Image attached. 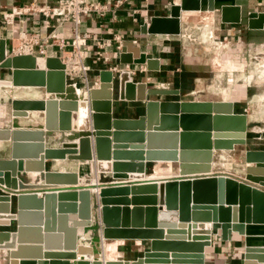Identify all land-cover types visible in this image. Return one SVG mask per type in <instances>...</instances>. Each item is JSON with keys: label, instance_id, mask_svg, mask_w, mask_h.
<instances>
[{"label": "water", "instance_id": "water-1", "mask_svg": "<svg viewBox=\"0 0 264 264\" xmlns=\"http://www.w3.org/2000/svg\"><path fill=\"white\" fill-rule=\"evenodd\" d=\"M187 6L189 3L184 0L182 5L172 8L170 15L152 17L145 30L150 34H181V9L186 10ZM191 9H200V2ZM229 10L222 8V21L240 22L238 9L231 16ZM250 18L251 28L263 27L264 13H251ZM254 18H259V23H255ZM153 60L143 53L137 59L123 63L151 66ZM0 68L12 72L11 79H0V88L35 85L45 88V92L55 93V97L48 99L14 98L12 101L14 117H26L29 110H43L45 130L12 129L0 125V140L12 141L11 157L0 159V184L5 186L4 192L0 193V213H4L0 214V227L12 223L17 226L11 232L0 230V250L7 264H198L202 263L204 248L210 242L193 239L198 222H210L212 228L221 230L225 240L231 239L232 231L245 234L247 224L264 223V189L248 182L264 187V150L246 151V181L212 172L215 152L235 150L236 146L247 143L248 117L245 113L235 112L233 101L157 102L149 98L150 94L148 97L146 93L130 95L128 90L143 87L144 83L137 84L130 71L124 70L115 78L120 99L148 100L147 112L138 118H119L113 114V94L118 90L113 87L114 73L104 70L100 88L89 90L88 125L82 129L78 118V89L68 82L66 65L59 57H47L41 67L33 54L7 55L6 41L0 39ZM103 88L108 91L101 98ZM2 107L0 99V119ZM56 131L59 133L53 135ZM53 136L61 141L60 147L46 146L45 141ZM92 138L98 161L114 158V178L123 177L122 172L130 171V168H137L141 175L136 177L144 179L142 174L147 171L148 163L155 161L178 162L181 177L95 185L96 193L90 187H76L49 190L39 197L37 192L29 190L49 188L54 184H92L91 178L78 179L74 172L46 171L44 163L45 158L94 160ZM29 147H35L34 155L23 152ZM38 158L44 185L24 182V173L33 170L32 162ZM102 172H107V168ZM107 181L103 177L100 183ZM128 194L134 198L124 197ZM15 204L16 210L12 211ZM121 204L124 206H118ZM130 204H133L132 208ZM158 205L173 212L175 219L159 221ZM143 213L149 217L144 222ZM94 218L100 227L98 235L92 237L89 244L78 241V236H83L86 228L93 225ZM31 231L39 238L43 235V250L49 249L50 243H57L58 249L71 251H48L45 257L50 260H44V256L33 257V261L20 260L27 257L24 254L28 249H41V245H34L41 241L26 239V234ZM114 238L152 240L150 249L133 261L102 259L104 240ZM78 253L85 257L79 258ZM245 256L253 259L254 264H264V248L247 247ZM70 258L74 261H69Z\"/></svg>", "mask_w": 264, "mask_h": 264}, {"label": "crops", "instance_id": "crops-1", "mask_svg": "<svg viewBox=\"0 0 264 264\" xmlns=\"http://www.w3.org/2000/svg\"><path fill=\"white\" fill-rule=\"evenodd\" d=\"M58 0H0V11L13 12L15 17L13 22L3 24L0 20V39L6 41L7 55H19V49L22 45L21 32H26L28 36L36 38L40 41L38 45L34 46V51L31 53L37 57V64L41 67L44 66V61L47 57H59L62 60L63 52L52 37L56 36L59 39L72 40L77 32L89 33L90 38L87 40L86 45L83 46L86 59L85 62L90 64L91 68L86 75L68 78L70 84L76 83V87H80L89 93L90 88L100 87L101 73L104 70L112 71L113 87L117 91L113 94L114 110L113 114L119 118H138L145 115L147 112V102L142 100H121L119 97V84H117L116 76L124 70L130 71L133 81L144 83L143 87H132L128 90L130 95H145L152 101H186V100H222V99H203V98H190L183 99L179 96L196 94L200 90L196 89L193 84L202 80L204 67L209 64L208 56L211 52L204 49L205 41L202 39L201 30L211 29V34L214 32L218 39L228 41L231 45L230 58L232 62L238 65H244L245 71L251 65L253 59L259 52L264 53V24L262 28L250 27V14L251 13H264V0H187L189 6L186 10L181 9L182 32L178 35L169 34H150L145 29L150 25L152 17L154 16H168L171 14L172 8L175 5H182L184 0H125L119 6H116L118 0H89L93 3H100L107 5V8L98 13H90L82 17V22L78 27L73 21H64L57 27L58 21L52 20V26L46 27L44 25L45 18L42 15L25 14L23 9L30 4L39 6L53 5ZM200 2L199 11L191 9L196 2ZM228 7V12L231 16L234 15L238 9L240 14V22H223L222 21V8ZM187 11V12H185ZM197 14V15H196ZM191 16V17H190ZM195 18V19H193ZM198 18V19H197ZM255 23H259V18H254ZM194 22V23H193ZM203 24V25H202ZM51 33H53L51 35ZM201 34V35H199ZM202 40V41H201ZM105 43L103 48H100L99 43ZM223 42V43H224ZM225 44V43H224ZM226 45V44H225ZM40 47L46 48V54L42 55L39 51ZM72 49V47H68ZM68 49V50H69ZM204 49V50H203ZM202 50V51H201ZM99 52L103 54L102 58L95 61ZM145 54L148 58L154 59L151 66L147 63H123L124 60H135ZM232 55V56H231ZM229 58V60H230ZM212 61V59H211ZM42 62V63H41ZM129 64V69L125 65ZM143 64L144 68H141ZM212 64V62H211ZM213 66V65H212ZM152 67V68H151ZM125 68V69H124ZM124 69V70H123ZM234 71H237L235 69ZM11 79V69L0 68V79ZM138 86V85H137ZM250 86V85H249ZM251 88V87H250ZM254 88V87H253ZM2 101V117L0 119L1 127L22 128V129H40L44 127L45 115L43 110H29V115L26 117H14L12 115V101L14 98L31 99H46L55 97L53 92H45V88L35 85L31 86H1ZM245 90L239 88L238 92ZM156 92V93H150ZM163 92V93H158ZM264 92V89H263ZM87 93V95H89ZM238 93V94H239ZM49 95V96H47ZM262 95V94H261ZM105 93L101 92L100 97L104 98ZM245 97L223 99L226 101H233L235 105V112L245 113L248 117V127L254 116L252 113L251 105L252 100L247 102ZM250 99V98H249ZM251 104V105H250ZM81 124V122H80ZM45 130V128H43ZM59 132H54L57 135ZM254 140V141H253ZM65 141H69L66 139ZM251 142V143H250ZM247 141L243 157L247 150H264V136H256L252 141ZM36 143V142H34ZM46 146L60 147L61 141L50 137L45 141ZM78 143V142H77ZM36 145V144H30ZM92 151L94 160L80 161L70 158H54L44 159L45 170L61 171V172H74L78 175V179L91 178L92 184L80 185L76 184H54L49 188H32L31 191L37 192L39 197H43L46 191H57L66 188L76 187H90L95 185H116V184H132L142 180H165L180 178L178 162H149L147 171L142 174L144 179L137 178L141 175L137 168H130V171L122 172L124 174L121 178H114L112 172V163L114 158L107 160H97L95 156V141L91 139ZM237 147V146H236ZM35 147L25 148L23 152L34 155L36 153ZM217 153L223 159H227L229 151H217L212 162V172L215 175L223 174L234 177L236 179L246 181V167L245 160V174L239 175L234 172L224 171L219 163L215 160ZM12 154V141L0 140V159L10 158ZM26 154V155H29ZM42 154V153H41ZM26 160V159H25ZM107 167V172H102L99 168L101 163ZM40 158L32 162L33 170L26 171L22 177L23 181L33 185H44L42 171L40 169ZM199 163V162H195ZM99 164V166H98ZM229 163L223 162L221 166L227 168ZM255 166V164H253ZM32 168V167H31ZM257 173V171L255 172ZM104 175V176H103ZM107 179L106 183H100V180ZM252 185L260 186L258 183L248 181ZM4 185L0 184V193L4 192ZM12 190V189H10ZM13 197L12 192H8ZM114 198L123 196H113ZM124 197L133 199L132 194ZM112 206V205H111ZM124 206V205H118ZM17 205H13L12 211H15ZM129 207H133L130 204ZM159 207L158 220L175 219L174 213L166 210L165 206ZM4 214V213H0ZM95 219V218H94ZM149 217L143 213L142 222L147 221ZM201 224L208 226L203 229L208 230V236L198 237L193 230V239L208 240V245L204 248V256L202 263L198 264H254L253 259H248L245 256L246 248H264V223H251L246 226V233L240 234L232 231L231 239H223L221 230L212 228L210 222L200 221ZM16 224L12 223L9 226H2L0 230H7L8 232L16 230ZM199 230V229H198ZM100 227L97 220H93V225L86 228L83 236H78V241L89 244V240L98 235ZM27 240L41 241V249H28V253L24 254L26 258L20 260L33 261V257L44 256L49 252H65L71 250L58 249L60 247L57 243H50L49 249H44L45 239L37 236L35 231L26 234ZM141 239H113L116 242L113 256L108 259V250L104 251L105 245L101 246V258L105 260L121 259L133 261L142 256L143 251L150 249V242ZM62 242V241H61ZM33 245V244H32ZM63 247V246H61ZM108 253V254H107ZM172 253V252H169ZM106 254V255H105ZM78 257L83 259L85 255L79 254ZM5 255L0 250V264H7L4 259ZM36 260V259H35ZM69 261H74L70 258ZM161 264V263H158Z\"/></svg>", "mask_w": 264, "mask_h": 264}, {"label": "rangeland", "instance_id": "rangeland-1", "mask_svg": "<svg viewBox=\"0 0 264 264\" xmlns=\"http://www.w3.org/2000/svg\"><path fill=\"white\" fill-rule=\"evenodd\" d=\"M210 32L211 29L209 30L208 28L201 30L202 39L205 41L203 44L204 49L207 52H211V56H208L209 64L207 67H204L206 70L204 72L205 77L193 84L200 91L196 94H182L179 97L183 99L203 98L222 100L245 97L244 100L247 102L252 100V105H250L254 116L248 127L247 141H252L256 136H264V53L259 52L256 56L257 59H253L251 65L245 71L244 65L232 62V57L230 58L229 55L231 48L229 42L218 39L214 32L212 34ZM235 69L237 71H234ZM239 88L245 91L239 93ZM81 93L84 97H87V91L82 89ZM242 150H245V147L238 145L235 150H229V156H227L226 160L220 156V153H217L215 160L222 167V170L244 175L245 159L242 155ZM223 162L229 163L227 168L221 166Z\"/></svg>", "mask_w": 264, "mask_h": 264}, {"label": "built area", "instance_id": "built-area-1", "mask_svg": "<svg viewBox=\"0 0 264 264\" xmlns=\"http://www.w3.org/2000/svg\"><path fill=\"white\" fill-rule=\"evenodd\" d=\"M125 0L116 1V6L122 4ZM107 8V5L100 3H93L89 0H58L57 3L53 5L39 6L35 4H30L23 9L25 14L30 15H42L44 20V25L46 27H51L52 20H57L58 24L61 25L64 21H73L76 27L82 22V17L90 13H98ZM15 14L13 12H2L0 11V20L3 24H8L13 22ZM22 45L20 47L19 54L22 53H32L34 51V46L38 45L40 41L36 38L28 36L26 32H21ZM53 33H51L52 35ZM90 38L89 33H79L75 35L72 40H66L63 38H58L53 36V41H56L58 46L63 52L62 61L65 63V72L67 77L73 78L77 76L86 75L90 70V64L85 62L86 55L83 46L86 45L87 40ZM105 43H99L100 48H103ZM72 47L69 49L68 47ZM69 49V50H68ZM39 51L42 55L46 54V48L40 47ZM103 54L99 52L98 57L95 61L102 58ZM126 69H129V64L125 65ZM124 68V69H125ZM143 69V64L141 65ZM123 69V70H124ZM76 87V83H72ZM77 88V87H76Z\"/></svg>", "mask_w": 264, "mask_h": 264}, {"label": "bare ground", "instance_id": "bare-ground-1", "mask_svg": "<svg viewBox=\"0 0 264 264\" xmlns=\"http://www.w3.org/2000/svg\"><path fill=\"white\" fill-rule=\"evenodd\" d=\"M194 11H199V10H194ZM187 12V11H185ZM197 15V14H196ZM191 17V16H190ZM195 19V18H193ZM198 19V18H197ZM194 23V22H193ZM42 63V62H41ZM264 68V67H263ZM100 88V87H99ZM77 92L79 93V96H80V105H79V125H80V128H86L87 125H88V116H89V107H88V101H87V97H84L81 93V90L80 88L77 87ZM80 89V90H79ZM106 91H108V88H103L101 89V92H104L106 93ZM88 93V92H87ZM89 94V93H88ZM264 94V92H263ZM0 95H1V89H0ZM46 96V95H45ZM45 96L43 95V97L45 98ZM49 96V95H47ZM88 96V95H87ZM81 122V124H80ZM222 151H229V150H222ZM159 162H174V161H159ZM103 167V168H102ZM101 170L102 169H106L107 167L103 165V163L101 162V165L99 167ZM90 178V177H89ZM92 180V179H91ZM205 226H208L206 224H201L200 226H198V229L197 232H195V234L198 236V237H205V236H208V230L206 229H203V227ZM117 243L116 242H113V240H104V244L105 245V248H104V251L108 250L109 254L107 256L108 259H110L112 256H113V253H114V248H115V245ZM106 252V251H105ZM106 255V254H105Z\"/></svg>", "mask_w": 264, "mask_h": 264}]
</instances>
